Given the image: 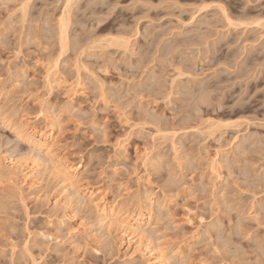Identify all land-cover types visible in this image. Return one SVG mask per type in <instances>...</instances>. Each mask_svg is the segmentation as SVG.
Segmentation results:
<instances>
[{"label":"rangeland","instance_id":"obj_1","mask_svg":"<svg viewBox=\"0 0 264 264\" xmlns=\"http://www.w3.org/2000/svg\"><path fill=\"white\" fill-rule=\"evenodd\" d=\"M65 2L0 0V264H151L89 191L164 264H264V0Z\"/></svg>","mask_w":264,"mask_h":264},{"label":"bare ground","instance_id":"obj_2","mask_svg":"<svg viewBox=\"0 0 264 264\" xmlns=\"http://www.w3.org/2000/svg\"><path fill=\"white\" fill-rule=\"evenodd\" d=\"M66 6L70 3V0H66L65 2ZM65 6V8H66ZM64 8V9H65ZM67 9V8H66ZM227 19V18H226ZM61 23H59V35H60V42L62 43V41H64V37H65V28H66V22L63 21H60ZM65 22V24H64ZM227 22H230L229 20H227ZM258 23V22H257ZM118 40V39H117ZM116 40V42H117ZM115 42V44H116ZM129 43L130 42V39L129 38H124V37H120L118 42H117V45L118 47L123 51V53L127 52L129 49ZM64 44V42H63ZM116 45V47H117ZM63 46V45H62ZM50 74V73H49ZM179 74V73H178ZM178 76V75H177ZM205 93V92H203ZM206 94V93H205ZM202 95V94H201ZM206 96V95H205ZM201 97V96H200ZM203 98H204V95H203ZM208 98V96H207ZM200 100V99H199ZM198 100V101H199ZM205 101V99H204ZM201 102V101H199ZM206 103V102H205ZM201 104H203V100L201 102ZM208 104V103H207ZM211 126V124H210ZM50 131V130H49ZM20 133V132H19ZM52 133V132H51ZM36 134V132H35ZM50 134V133H49ZM19 135V134H18ZM20 135H22L20 133ZM19 135V136H20ZM22 137V136H21ZM50 137V136H49ZM47 137V135H44L42 134L41 132L38 133V138L37 140V144L38 145V148L40 149H43L45 152L47 150H49L51 147L49 146V144L51 142L54 143V140L52 138H49ZM36 139V138H35ZM238 142V141H237ZM52 143V144H53ZM37 145H36V148H37ZM52 146V145H51ZM53 147V146H52ZM51 151V149H50ZM48 153V152H46ZM66 162V161H64ZM63 162V164H64ZM59 164V167L61 165V162L58 163ZM58 166V165H56ZM14 167V166H13ZM53 167V166H52ZM36 168V167H35ZM79 168V165H67L66 168H63L62 169V176H63V179L65 182H67L68 184H66V187H68L69 185L72 186L71 188H73V192L75 193V195L77 196V194L80 196L82 193L79 194V192H81V190H85V188H82L80 186H77L76 184V181L74 180V174L72 173H75ZM58 169V168H57ZM21 171V170H20ZM34 171V163H30L29 165H26V167L20 172V174H23V179L27 178L30 174H32V172ZM60 171V169L58 170ZM56 174L60 175V172L58 173L56 170H55ZM54 174V173H53ZM76 176V175H75ZM30 177V176H29ZM28 177V178H29ZM56 177V176H55ZM59 178V177H58ZM32 179V178H31ZM29 180V179H28ZM24 181H27V180H24ZM63 181V183H64ZM33 184V183H32ZM31 185V184H30ZM68 185V186H67ZM69 186V187H70ZM74 186V187H73ZM88 192V191H87ZM86 192V193H87ZM100 193L95 191H89L88 195H87V202L89 204H93L94 206V209L99 212V217H101L100 219H102V223L105 222V224H107L106 226L109 228L110 226L113 227L116 223V226H115V231H117V234L119 235V241L121 243V245H124L126 242H131V244L133 243V245H139L140 244L142 245V248H143V252H145L144 254H146V256L148 255V257L151 258V264H164V259L162 260L161 256L159 254H154L153 252V249L148 245L149 243L147 242V240L145 239L146 237H144V233H140V231L142 230L143 228V224H144V215L143 213H136V214H133L134 212H131V214H125L124 217H122L121 214H119V207H115V202L113 204H108L106 203L102 197H100L99 195ZM84 194H82V198H85L83 197ZM86 195V194H85ZM78 196V197H79ZM77 197V198H78ZM104 197V196H103ZM85 198V199H86ZM138 203V202H136ZM118 206V205H117ZM120 206V205H119ZM122 209V208H121ZM121 211V210H120ZM127 213H130V212H127ZM98 214V213H97ZM129 217V218H127ZM146 218V217H145ZM147 220V219H146ZM118 225V226H117ZM116 227H119L117 228L116 230ZM143 234V235H142Z\"/></svg>","mask_w":264,"mask_h":264}]
</instances>
